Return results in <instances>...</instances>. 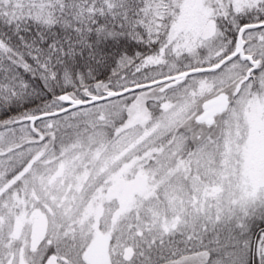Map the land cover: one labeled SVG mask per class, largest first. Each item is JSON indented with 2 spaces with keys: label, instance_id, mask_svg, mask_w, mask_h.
I'll return each mask as SVG.
<instances>
[{
  "label": "snow or ice",
  "instance_id": "6c2138e0",
  "mask_svg": "<svg viewBox=\"0 0 264 264\" xmlns=\"http://www.w3.org/2000/svg\"><path fill=\"white\" fill-rule=\"evenodd\" d=\"M243 89L264 93V0H0V129L58 115L74 96L150 90L198 142ZM209 99L222 104L210 112ZM29 251L21 264H68L73 246L42 238ZM83 252L75 264H90ZM138 255L139 264H264V178L246 181L223 218ZM107 264L134 262L113 251Z\"/></svg>",
  "mask_w": 264,
  "mask_h": 264
},
{
  "label": "trees",
  "instance_id": "16d2710c",
  "mask_svg": "<svg viewBox=\"0 0 264 264\" xmlns=\"http://www.w3.org/2000/svg\"><path fill=\"white\" fill-rule=\"evenodd\" d=\"M145 93L142 121L131 110L135 92L64 110L68 104L52 109L58 115L42 114L50 118L0 129L1 259L7 261L14 253L18 264L31 256L29 229L15 238L18 247L23 244L22 254L7 251L14 220L22 213L44 215L38 241L47 238L55 244L59 238L73 246L68 264H75L95 231L110 233V254L122 252L139 264L140 248L151 241L173 231L177 238L181 232L191 234L227 214L241 195L239 181L215 194L211 188L219 187L226 170L240 178V162L224 156V140H218L212 128L198 130V142L178 124L158 132L166 110H159L150 91ZM154 120L159 122L157 132L151 131ZM127 164L145 173L150 190L120 210L107 193L113 176Z\"/></svg>",
  "mask_w": 264,
  "mask_h": 264
},
{
  "label": "rangeland",
  "instance_id": "374dc122",
  "mask_svg": "<svg viewBox=\"0 0 264 264\" xmlns=\"http://www.w3.org/2000/svg\"><path fill=\"white\" fill-rule=\"evenodd\" d=\"M237 79L239 80L240 78L238 77ZM136 93L131 110H135L134 118L142 121L147 104V93ZM168 96L171 104L179 103L173 93H169ZM159 110H166L162 121L165 123L163 128H160L159 122L157 123L154 120L151 123V131L156 130L157 132L158 128H160L158 132L161 133L162 130L166 132L178 124L172 119L173 112L178 109H172L171 107L162 109L160 107ZM211 128L216 131L218 140H224V156L236 159L241 164V177L236 178L235 173L226 170L223 172L225 177H221L219 187L211 188L213 194L221 192L222 189L225 191L226 188L235 187L236 181H239L242 187L246 181L254 182L264 178V94L253 92L249 96L247 89H243L237 101L232 106H229L227 112L219 117ZM3 140L2 136H0V143H3ZM233 149L236 150L237 154L240 152V155H236ZM233 167H235V164ZM149 181L145 173L139 169H134L131 164H127L113 176L111 189L108 190L107 194L117 200L120 210L127 209L137 198L147 195L150 190ZM173 183H176V186L179 184L177 181ZM44 227L45 217L41 212L33 211L29 215L22 213L14 220L13 240L8 242L7 251L17 250L21 255L23 244L18 247L17 243L19 242H16L15 238L22 236L29 229L31 245L34 246L39 237H41ZM9 256L7 260H11L12 264H14V253ZM22 261H24V258H20L18 264H21Z\"/></svg>",
  "mask_w": 264,
  "mask_h": 264
},
{
  "label": "water",
  "instance_id": "95a60500",
  "mask_svg": "<svg viewBox=\"0 0 264 264\" xmlns=\"http://www.w3.org/2000/svg\"><path fill=\"white\" fill-rule=\"evenodd\" d=\"M121 91H123V89H121ZM108 95H109L108 92H103L102 95H91L86 100H80V99L78 100V99L72 98V103H70L67 107H65L64 110L106 100L108 99L107 98ZM207 103L209 104L208 110L210 112L215 110L217 107L221 106L222 104V102L220 101H216L215 103H213L212 99H209ZM226 112L227 111H225L224 113ZM221 116L222 115L218 114L216 116V121ZM110 241H111V235L108 231L94 232L92 234V238L89 244L87 245V247L85 248L83 252L84 257L89 260L90 264H107L108 257L110 255L109 254Z\"/></svg>",
  "mask_w": 264,
  "mask_h": 264
}]
</instances>
